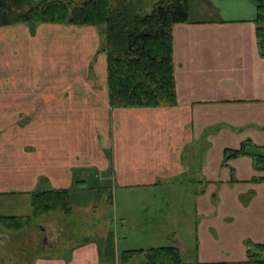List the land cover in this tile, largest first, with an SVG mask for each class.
<instances>
[{"label": "crops", "instance_id": "obj_1", "mask_svg": "<svg viewBox=\"0 0 264 264\" xmlns=\"http://www.w3.org/2000/svg\"><path fill=\"white\" fill-rule=\"evenodd\" d=\"M199 2L173 27L175 106H110L98 27L0 28V196L30 197L42 177L73 189L90 173L121 186L179 183L194 199L187 261L237 264L251 250L264 259V170L250 154L225 157L247 140L264 146L257 3ZM62 250L34 264H116L93 243Z\"/></svg>", "mask_w": 264, "mask_h": 264}, {"label": "trees", "instance_id": "obj_2", "mask_svg": "<svg viewBox=\"0 0 264 264\" xmlns=\"http://www.w3.org/2000/svg\"><path fill=\"white\" fill-rule=\"evenodd\" d=\"M256 3V35L264 54V1ZM188 21V0H0V27L24 23L32 35L41 23L100 28L112 108L177 104L173 27ZM241 154H250L255 167L264 170V146L247 140L225 150L226 158ZM30 197L29 214H0V226L19 230L51 211L66 217L73 211L72 189L50 187L45 177ZM256 248L263 250L264 245ZM117 264L196 263L184 259L177 246L163 245L123 250ZM237 264H264V259L251 250L248 259Z\"/></svg>", "mask_w": 264, "mask_h": 264}, {"label": "rangeland", "instance_id": "obj_3", "mask_svg": "<svg viewBox=\"0 0 264 264\" xmlns=\"http://www.w3.org/2000/svg\"><path fill=\"white\" fill-rule=\"evenodd\" d=\"M199 1L190 0L193 10L201 9ZM190 15L194 17V11ZM29 119L31 116L25 115L19 125ZM3 131L1 129L0 133ZM88 176L85 185H78L83 188L74 184L73 211L68 217L51 211L30 227L15 230L0 226V264H34L41 252L59 255L65 247L85 243L97 245L102 258H113L117 264L126 249L180 245L174 233L178 239H184V248L191 251L186 252L182 244L183 258L190 257L194 250L191 230L195 213L189 187L185 189L179 183L168 182L146 188L121 186L110 177L102 178L99 183L98 175L90 173ZM30 212L29 196H0V214Z\"/></svg>", "mask_w": 264, "mask_h": 264}]
</instances>
